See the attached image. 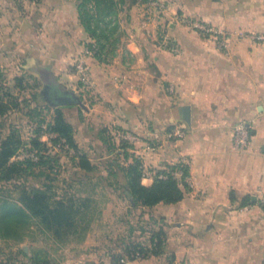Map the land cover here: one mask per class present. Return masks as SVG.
I'll use <instances>...</instances> for the list:
<instances>
[{"label":"crops","instance_id":"1","mask_svg":"<svg viewBox=\"0 0 264 264\" xmlns=\"http://www.w3.org/2000/svg\"><path fill=\"white\" fill-rule=\"evenodd\" d=\"M168 1L172 10L227 30L229 51L177 21L170 22L167 34L161 31V20L159 26L145 25V4H136L121 22L123 49L108 62L85 57L97 101L66 119L72 125L75 120L76 139L81 133L88 136L91 127L89 140L98 159L108 157L100 138V130L106 128L121 161L140 160L145 185L153 183L158 171L188 162L183 198L155 206L165 239L161 252L126 264H264V138H259L264 113L259 114L258 105L264 96V44L245 36L264 32V0ZM11 2L0 0V8L9 11ZM56 7L67 13L61 2ZM70 16L71 21L60 19V31L50 33L51 40L47 34L43 45L37 40L32 49L26 43L22 50L37 52L41 46L50 69L38 68L43 82L56 81L76 94V87L54 78H77L65 71V64L82 51L85 40L90 41L76 7ZM70 27L75 33H69ZM169 36L175 44L165 38ZM3 44L0 36V61L8 57ZM16 46L8 42L10 50ZM185 105L191 107V125L183 119ZM244 116L252 120L253 131L247 148L238 151L235 125ZM176 124L187 127L179 139L169 135ZM126 135L136 139H125ZM123 152L129 155L126 159ZM92 245L91 252L81 251L75 260L109 264L102 259L110 249ZM23 252L29 254L26 247Z\"/></svg>","mask_w":264,"mask_h":264},{"label":"rangeland","instance_id":"2","mask_svg":"<svg viewBox=\"0 0 264 264\" xmlns=\"http://www.w3.org/2000/svg\"><path fill=\"white\" fill-rule=\"evenodd\" d=\"M11 1L13 7H9V11H5V8H0V32L2 34L0 36L5 41V45H2L1 50L8 54V57L0 61V101L1 104L9 105L7 112L0 115V131L5 136L10 130H15L16 135L20 136L25 145H27L18 153L17 158H22L28 152L26 150L29 148L30 137L34 136L35 131L38 129L37 123L40 118H45L46 121L50 122L55 115V107H51L44 100L34 98V94L41 92L44 86L38 68H47L50 72L49 65L44 61V56H41L44 50L39 46L37 52H35L34 48L31 53H27L26 49L22 50L23 44L28 43V46L32 49L31 46L37 40H40L41 45H43V40L47 34L60 31L57 28L59 27L60 19L71 21L70 14L73 11V6L77 8V1ZM150 1L152 0H139L137 2V4H145L144 20L148 17L146 11L149 10L147 7ZM155 1L166 4L167 8L164 17L171 12V15H167L165 19H159V9L153 8L151 10L150 24L159 26V21L161 20V25L164 28L161 31L164 30V34L168 33L170 22L177 21L181 24H186L203 35L214 38L220 49L225 52L229 51L231 34L227 30L183 13L181 14L175 9L172 10L168 0ZM59 2L67 6V13L60 11L56 7ZM130 9L127 6L120 9V24L127 18ZM194 23H202L217 30H224L226 34L224 38L220 34L215 36V34L194 27ZM71 32L75 33L72 27L69 28V33ZM51 34L50 36L48 35L49 37L47 36L50 40ZM119 34L121 42L118 45L117 53L123 49V34L121 30ZM245 36L256 43L264 44V40L258 38L259 36H264V32H247ZM167 40L175 44L170 36L167 37ZM9 41L17 45L14 47L16 50L9 49ZM86 44L87 41L85 40L82 51L71 55L65 64V71L74 73L77 78L70 79L69 77L60 78V76H54L57 80H64L65 85L76 87V94L83 105H60L58 108L63 111L67 119L75 117L77 109L86 108V106L90 107L97 101L95 91L90 83L88 65L85 63V57L87 55L93 56V53L88 50ZM176 48L177 46L174 49ZM114 57H109V60ZM80 64H83L87 69V76H83L79 72ZM258 105L260 106L259 114H263L264 96ZM36 106L41 114L39 118L33 112L31 113V110ZM257 111L258 109L256 110L255 108V112ZM71 121L73 122V127H76L75 120L72 119ZM252 123L251 119L244 116L237 122L235 127L244 125L251 137L253 131ZM87 132L88 136H84L81 133L78 135L79 140H76H78L80 149L87 153L92 163L97 166L95 171L86 173L77 169L75 160L72 159L74 154L72 149L68 150L67 147H61L59 144L56 147L51 146L50 138L55 137V135L48 133L47 127L44 125L40 131V136L43 141L51 146L52 151L49 152V155L58 160L56 165L52 169H49L48 166L36 168L34 175L20 178L15 182L18 186L23 185L30 189L40 188L41 190L45 189L43 185H50L51 188L46 191V195L51 204L60 198L67 199L71 195L75 196V208H78V213L74 217V226H63L61 229L53 227L51 230H44L39 224L31 222L29 229L15 233L9 238L3 237L0 232V264H14V261L18 262L17 264H81V262L75 260V255H79L81 251L85 250L91 252L90 249L94 246L92 245L93 242L98 243L96 248L104 246L105 249H110L109 255L104 254L106 258L102 259L103 263L107 260L111 262V257L118 254L124 257L125 262L140 261L144 258L137 255L133 257L132 254L135 245L141 244V246L148 249L152 248L150 243L151 236L161 227L159 213L155 207H138L137 209L130 207L129 202L121 195V191L114 188V186H117L118 179L113 176L109 177L106 172L107 159H98L99 152H92L91 141L89 140V135L92 134L91 127H89ZM259 138H264V131L259 134ZM112 184L114 186H111ZM0 195L9 198L10 201H17L21 196V191L13 189L11 185L5 182H0ZM263 200L264 198L262 199L264 206ZM85 246L88 248L85 249ZM24 247L27 248L29 254L23 252ZM101 250H104V248ZM152 256L155 255H150V257ZM100 260L99 262H101ZM87 262L88 264H97L92 260Z\"/></svg>","mask_w":264,"mask_h":264},{"label":"trees","instance_id":"3","mask_svg":"<svg viewBox=\"0 0 264 264\" xmlns=\"http://www.w3.org/2000/svg\"><path fill=\"white\" fill-rule=\"evenodd\" d=\"M76 1L79 21L90 38L86 44L88 50L99 61H110L109 57L116 56L118 45L121 42L119 34L121 30L120 9L124 6L131 8L139 0ZM45 82L41 92L35 93L34 98L44 100L51 107H55V115L50 122L45 118H40L37 123L38 129L34 136L30 137L26 156L17 158L19 151L27 145L20 136L16 135L15 130H10L5 136L0 131V182H5L13 189L21 191V196L17 201H10L9 198L0 195V227L2 228H0V232L5 238L29 229L31 222L39 224L44 230H51L53 227L55 229H61L63 226L72 227L75 224L74 217L78 213V208H75V196L71 195L67 199L58 198L59 200L51 204L46 195V191L51 188L50 185H43L45 189L41 190L15 184L20 178L34 175L36 168L48 166L49 169H52L56 165L58 160L49 155V152L52 151L51 146L56 147L59 144L61 147H67L68 150L72 149L74 152L72 159L75 160V166L80 171L89 173L97 169L88 154L80 149L75 138V129L66 119L63 111L58 108L60 105H53L51 94L49 96L45 94ZM80 101L81 99L78 97L71 104L81 105ZM8 109L9 105L1 104L0 101V115L5 114ZM32 112L37 118L41 115L37 106L31 110ZM44 125L47 127L48 133L55 135L50 138L51 146L41 139L40 131ZM100 138L106 146L105 151L108 156L106 172L109 177L113 176L118 179L117 186L115 187L113 184L111 186L121 191V195L129 202L132 209L153 208L159 203H177L183 198L182 186L185 185V178L174 177L172 171L181 168L184 175L187 176L186 166L177 165L168 171H158L154 176L153 183L145 185L142 183L144 174L140 160L134 158L129 163L121 161V153L113 141V136L108 133L106 128L100 130ZM123 154L125 159L129 156L126 152ZM164 241L163 232L158 230L151 236L152 248L148 249L141 244H136L133 253H130L133 254V257L139 253L142 258L150 257V255L158 256ZM109 264H126V262L124 257L118 254L111 257Z\"/></svg>","mask_w":264,"mask_h":264},{"label":"built area","instance_id":"4","mask_svg":"<svg viewBox=\"0 0 264 264\" xmlns=\"http://www.w3.org/2000/svg\"><path fill=\"white\" fill-rule=\"evenodd\" d=\"M153 8L159 9V19H162L164 14L166 13L167 7H166V4L164 2L155 1V0L150 1L149 5L147 7V9H149L150 11L149 10L146 11V13H147L146 15H148V17H147V19L144 20L145 25H148V23L151 22V15L150 14L152 13L151 10ZM193 25H194V27H196L200 30H205L207 32L215 34V36L220 34L224 38V36L226 34V32L224 30H217V29L211 28L210 26H208L206 24L194 23ZM165 38L167 39V37H165ZM258 38L261 40H264V36H259ZM79 69H80L79 72L83 76L88 75L87 69L85 68V66L83 64L79 65ZM186 131H187L186 126L176 124V125H173L172 128L170 129L169 135L173 138L179 139V138H182L186 134ZM124 138L131 140V141H134L136 139L135 136H128V135L124 136ZM250 138H251L250 133L244 125H237L235 127L234 147L238 151H244L247 148L249 141H250ZM187 163L188 162H185L182 166H184ZM172 175L176 178H182V177L186 178V176L184 175V171L181 168H177V169L173 170ZM263 203H264V200H263ZM136 255L139 256V253H137Z\"/></svg>","mask_w":264,"mask_h":264},{"label":"water","instance_id":"5","mask_svg":"<svg viewBox=\"0 0 264 264\" xmlns=\"http://www.w3.org/2000/svg\"><path fill=\"white\" fill-rule=\"evenodd\" d=\"M47 82V81H46ZM53 82V83H52ZM51 86V95H53V105H66L74 103L78 96L75 94L73 90H68L65 86H61L58 82L52 81ZM81 102V101H80ZM82 105V104H81ZM182 115L184 121L191 125V107L189 105H185L182 107Z\"/></svg>","mask_w":264,"mask_h":264},{"label":"flooded vegetation","instance_id":"6","mask_svg":"<svg viewBox=\"0 0 264 264\" xmlns=\"http://www.w3.org/2000/svg\"><path fill=\"white\" fill-rule=\"evenodd\" d=\"M45 86H46V88L44 89V92H45V94L47 95V96H49L50 94H51V86H50V84H49V81H47V82H45ZM52 97H53V95H51Z\"/></svg>","mask_w":264,"mask_h":264}]
</instances>
